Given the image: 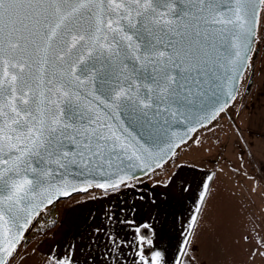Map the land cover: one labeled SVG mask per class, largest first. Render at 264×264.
<instances>
[{
    "label": "snow or ice",
    "instance_id": "snow-or-ice-1",
    "mask_svg": "<svg viewBox=\"0 0 264 264\" xmlns=\"http://www.w3.org/2000/svg\"><path fill=\"white\" fill-rule=\"evenodd\" d=\"M261 6L264 0H0L4 231L15 230L22 239L38 209L55 203L53 197L131 187L127 181L135 177L126 170L143 161L147 150L130 148L127 129L110 122L119 116L115 110H139L148 124L149 112L176 117L179 124V117L202 111L205 83H218L211 79L217 63L242 75ZM82 96L111 109L107 119ZM113 160L120 162L116 170L105 171ZM18 243L13 237L0 248V264L21 255ZM140 259L149 264L142 247ZM160 261L157 251L151 264ZM53 264L77 262L69 256ZM85 264L94 262L88 257Z\"/></svg>",
    "mask_w": 264,
    "mask_h": 264
},
{
    "label": "crops",
    "instance_id": "crops-1",
    "mask_svg": "<svg viewBox=\"0 0 264 264\" xmlns=\"http://www.w3.org/2000/svg\"><path fill=\"white\" fill-rule=\"evenodd\" d=\"M259 28L256 71L249 83L244 119L240 121L244 135L261 144L263 152L264 6ZM220 162L224 161L217 156L213 167L201 168L181 160L167 180L134 179L127 182L131 187L123 184L118 190L75 194L65 199L56 223L26 245L12 264H44L45 259L50 263L57 257L69 256L77 264H85L88 257L94 264H117V259L111 257H117L119 264H143L141 247L149 264L157 251L161 253L160 264H197L204 261L211 238L215 246L235 243L219 238L223 230L234 226L242 232L238 251L244 247L245 252L252 225L264 230V156L258 149L253 159L245 161L244 173L240 169L236 173L230 164L225 167ZM145 224L152 241L148 254L140 243L141 236L146 240L142 232ZM184 241L190 243L185 245ZM25 255L28 258L22 261ZM106 255L110 257L107 260Z\"/></svg>",
    "mask_w": 264,
    "mask_h": 264
},
{
    "label": "rangeland",
    "instance_id": "rangeland-1",
    "mask_svg": "<svg viewBox=\"0 0 264 264\" xmlns=\"http://www.w3.org/2000/svg\"><path fill=\"white\" fill-rule=\"evenodd\" d=\"M258 29L254 52L251 55L248 67L241 78L238 92L223 111H221L210 123L198 129L194 135L184 144L180 145L175 154L162 166L153 170L145 176L136 178L135 181H163L170 177L173 168L179 161H192L201 168L213 167L215 157L219 156L224 162L221 164L229 165L239 173V169L244 173V163L247 159L251 160L258 149L262 152L261 144L251 140L247 134L244 135L242 123L245 114V107L248 103L250 92L249 83L252 82L256 71L257 51H258ZM241 120V121H240ZM261 147V148H258ZM236 152H241L240 156L232 157ZM229 156H231L230 160ZM239 165V167H238ZM172 174V173H171ZM93 189L90 191H99ZM92 192V193H94ZM85 193V192H84ZM67 199V198H66ZM65 199L59 200L54 206L44 209L41 216L31 224L23 240L16 247V252L21 253L26 245L31 243L44 233V230L52 227L57 221V213ZM240 228L237 226L228 230H223L221 237L232 240L235 243L215 246L212 245L204 251V261H198L197 264H264V230L258 229L257 225H252L250 231V242L238 251L239 243L242 241ZM220 233V232H219ZM215 239L218 237L215 235ZM240 239V240H239ZM15 255V254H14ZM16 258V257H15ZM12 259H8V264H12Z\"/></svg>",
    "mask_w": 264,
    "mask_h": 264
},
{
    "label": "water",
    "instance_id": "water-1",
    "mask_svg": "<svg viewBox=\"0 0 264 264\" xmlns=\"http://www.w3.org/2000/svg\"><path fill=\"white\" fill-rule=\"evenodd\" d=\"M260 16L261 11L258 17L255 40L254 42H250L249 50L245 53L247 59L245 60L244 67L241 70L242 75L240 72L235 71L231 65L217 63L215 68L212 69L211 79L218 80V83L211 86H209L208 83H205L204 90L207 94L203 97L202 111L193 110L187 120H185L183 117H179L181 121L179 124L176 123V117L170 118L167 115H153L151 112H149L147 119L151 120V124H148L139 110H137L135 113L120 109L115 110L119 113V116L118 118L113 117L110 122L115 124L117 127L127 129L125 135L128 136L130 148H140L147 150L144 160L135 161L136 167L132 168L131 170H126L127 175H133L136 179L147 175L148 173L165 164L175 154L180 145L187 142L198 129L210 123L221 112V106H224L225 108L233 100L231 96L235 97L236 93L238 92L241 78L248 67L251 55L255 49L260 24ZM205 80L208 81L209 77H205ZM230 93L231 96L229 95ZM81 99L84 104H91L93 108H96L100 112L101 117L104 119H107L105 113L112 111L111 109H105L104 105L101 104L100 101L94 99L92 96H82ZM217 99L219 100V104L216 103ZM173 111H175L174 108ZM165 120H168V124H164ZM129 133L130 135H128ZM0 158H3L2 154H0ZM119 163L120 162L118 160H113V167L108 168L106 164L105 171H115L116 166L119 165ZM68 179L71 180V177ZM96 179L101 180L102 178L97 176ZM73 183H76L77 187H83L79 181H73ZM93 189L100 188L92 187L89 188L88 191ZM68 190L71 191V188L69 187ZM79 193L84 192L74 191L68 196L60 195L59 199L53 197L55 203L38 209L39 215L44 209L54 206L59 200L69 198ZM45 204H47V201H45ZM39 215L33 216L32 223ZM27 230L24 232L23 238ZM13 237H15L19 243L23 240V238H19L15 230L10 233H6L4 231V226H0V248L7 247L8 242L11 241ZM2 255L3 253H0V256Z\"/></svg>",
    "mask_w": 264,
    "mask_h": 264
},
{
    "label": "trees",
    "instance_id": "trees-1",
    "mask_svg": "<svg viewBox=\"0 0 264 264\" xmlns=\"http://www.w3.org/2000/svg\"><path fill=\"white\" fill-rule=\"evenodd\" d=\"M142 232H143L144 236L146 237V240H145V242L143 244V249H144V252L146 254H148L150 252V250H151V245H149L147 243V241L150 239V230H149V228H143ZM49 264H53V262H50Z\"/></svg>",
    "mask_w": 264,
    "mask_h": 264
},
{
    "label": "built area",
    "instance_id": "built-area-1",
    "mask_svg": "<svg viewBox=\"0 0 264 264\" xmlns=\"http://www.w3.org/2000/svg\"><path fill=\"white\" fill-rule=\"evenodd\" d=\"M43 212V211H42ZM42 212L40 213V215L39 216H41L42 215Z\"/></svg>",
    "mask_w": 264,
    "mask_h": 264
}]
</instances>
